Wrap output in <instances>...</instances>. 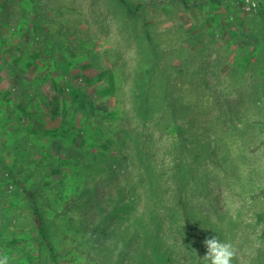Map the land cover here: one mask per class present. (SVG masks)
<instances>
[{
    "label": "rangeland",
    "instance_id": "obj_1",
    "mask_svg": "<svg viewBox=\"0 0 264 264\" xmlns=\"http://www.w3.org/2000/svg\"><path fill=\"white\" fill-rule=\"evenodd\" d=\"M213 236L264 264V0H0V256L204 264Z\"/></svg>",
    "mask_w": 264,
    "mask_h": 264
},
{
    "label": "trees",
    "instance_id": "obj_2",
    "mask_svg": "<svg viewBox=\"0 0 264 264\" xmlns=\"http://www.w3.org/2000/svg\"><path fill=\"white\" fill-rule=\"evenodd\" d=\"M25 193L29 199V202H30V205H31V209H32V214H33V218L36 222V225H37V228H38V232H39V235L43 241V243L46 245V247L53 253L56 255V248H55V245L53 243V240H52V237H51V232H50V227L48 225V221H47V218L44 214V211L40 205V201H39V197H38V194L36 192L35 189H26L25 190ZM132 202L134 203L135 208L136 209V205H137V198H135L134 196L131 198ZM135 201V202H134ZM151 211H154V210H151ZM135 216L138 215V213L135 211ZM166 214V213H165ZM168 214V213H167ZM166 214V215H167ZM171 214V215H170ZM168 215L172 216L173 214L170 213ZM150 219L152 220L151 223H155L157 225H160V220L161 218L159 217V215H154V214H147ZM146 215L144 214L143 216H138V220H144ZM168 217V216H167ZM164 218H162L163 220ZM161 220V221H162ZM188 222V221H187ZM185 229V231H184ZM154 230V229H153ZM158 230V229H157ZM179 235L181 236V239H183V243L187 246V250L186 252H188V254H190L192 256V259L188 260V262H192L194 258V253L197 251V250H201V246L196 244L194 245L193 243V236H192V233H190L189 229H188V226L186 225L182 230H180L179 232ZM159 236V235H157ZM184 236V237H183ZM188 238H190V240L192 241L191 243H189L188 241ZM188 242H187V241ZM154 252H158V253H161L163 255L167 257H169V254L171 252V247H163L161 248V246L158 244V243H155L154 244ZM202 262V260H201ZM198 264V263H197ZM200 264V263H199Z\"/></svg>",
    "mask_w": 264,
    "mask_h": 264
},
{
    "label": "clouds",
    "instance_id": "obj_3",
    "mask_svg": "<svg viewBox=\"0 0 264 264\" xmlns=\"http://www.w3.org/2000/svg\"><path fill=\"white\" fill-rule=\"evenodd\" d=\"M207 252L202 257L204 264H233L238 250L231 241H224L213 236L204 241ZM0 264H9L7 255L0 256Z\"/></svg>",
    "mask_w": 264,
    "mask_h": 264
}]
</instances>
